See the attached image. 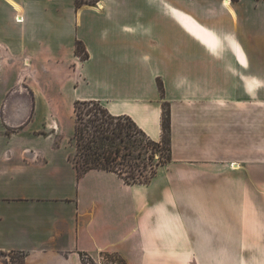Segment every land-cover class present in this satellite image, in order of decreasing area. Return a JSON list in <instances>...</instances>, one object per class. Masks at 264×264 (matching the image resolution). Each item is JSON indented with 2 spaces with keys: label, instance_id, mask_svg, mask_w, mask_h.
Listing matches in <instances>:
<instances>
[{
  "label": "crops",
  "instance_id": "1",
  "mask_svg": "<svg viewBox=\"0 0 264 264\" xmlns=\"http://www.w3.org/2000/svg\"><path fill=\"white\" fill-rule=\"evenodd\" d=\"M0 54V251L264 264V0H0ZM77 100L153 141L166 105L170 160L146 183L78 174ZM61 101L72 120L58 136Z\"/></svg>",
  "mask_w": 264,
  "mask_h": 264
},
{
  "label": "trees",
  "instance_id": "2",
  "mask_svg": "<svg viewBox=\"0 0 264 264\" xmlns=\"http://www.w3.org/2000/svg\"><path fill=\"white\" fill-rule=\"evenodd\" d=\"M74 2L75 7H79L83 4H95L97 0ZM75 53L82 59L87 57L81 41H76ZM157 86L159 92L163 94V86L159 79ZM88 102L95 101L77 100L73 103L75 121L71 140L75 153L71 160L78 174L91 169H103L117 173L129 184L146 183L159 166L170 160L169 111L166 105L163 106L161 114V138L159 141H153L128 116H113L105 109L104 118L95 116L96 119L91 120L90 125L85 124L81 117V107ZM120 118H124L126 123L119 121ZM161 143L164 144V153L163 155L159 153L157 160L154 161L155 150H160ZM142 156L150 161L148 165L144 161L145 158L139 160Z\"/></svg>",
  "mask_w": 264,
  "mask_h": 264
},
{
  "label": "rangeland",
  "instance_id": "3",
  "mask_svg": "<svg viewBox=\"0 0 264 264\" xmlns=\"http://www.w3.org/2000/svg\"><path fill=\"white\" fill-rule=\"evenodd\" d=\"M0 55H2V54H0ZM0 65L3 66V64H0ZM6 81L9 82V80L6 78V73L4 72L3 68H0V85H1V83H4ZM3 92L4 91H0V97H1ZM59 96H60V94H59ZM59 105H60V115H61L60 116V125H59V130L55 132L56 134H58V136L67 134V131L70 130L71 120H72L67 113V105L65 104V101H61L59 103ZM81 109H82L81 110V117L83 119V122L85 124L88 123L89 125L92 123L91 120H95L96 117L102 119V118H104L103 113H106L103 110L104 108L98 102H88L85 105H83L81 107ZM48 110H50L49 105L46 102L43 103L41 106V112L44 115H46V118L42 121L46 122V120L48 119V115L50 113H52V112H49ZM93 113H95V115ZM53 116L55 117V113H53ZM74 121H75V118H74V113H73V126H74ZM119 121H121L123 124L126 123V120L124 118H120ZM94 123H96V122H94ZM40 124H42V123L41 122L39 123L38 120H37V123H34V125H37V126H40ZM41 126L42 127L45 126V130H48L47 124L44 123V125L42 124ZM41 129L44 130L43 128H41ZM9 130H10V128H9ZM72 144H73V142H72ZM163 148H164V144L161 143L160 147H159L160 150H155L156 153L154 154V161L157 160L159 153H161L163 155V153H164ZM143 158H145V157L142 156L141 159H139V160H143ZM76 159H78V158H76ZM78 161H79V159H78ZM144 161H145L146 165H148L150 163V161L146 158L144 159ZM147 170H149L148 167H147ZM83 262L85 264H125V261L117 253L107 252V251H100L93 259L86 258L83 256ZM0 264H23V255L18 253V252L0 251Z\"/></svg>",
  "mask_w": 264,
  "mask_h": 264
}]
</instances>
